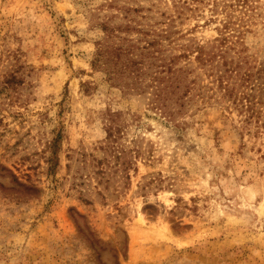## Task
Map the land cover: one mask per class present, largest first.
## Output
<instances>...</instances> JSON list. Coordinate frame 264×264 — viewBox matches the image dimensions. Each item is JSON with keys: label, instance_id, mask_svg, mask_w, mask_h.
Segmentation results:
<instances>
[{"label": "rangeland", "instance_id": "1", "mask_svg": "<svg viewBox=\"0 0 264 264\" xmlns=\"http://www.w3.org/2000/svg\"><path fill=\"white\" fill-rule=\"evenodd\" d=\"M118 1L216 56L170 121L92 69L103 0H0V264H264V0Z\"/></svg>", "mask_w": 264, "mask_h": 264}, {"label": "trees", "instance_id": "2", "mask_svg": "<svg viewBox=\"0 0 264 264\" xmlns=\"http://www.w3.org/2000/svg\"><path fill=\"white\" fill-rule=\"evenodd\" d=\"M103 7L114 8L116 12L100 15L98 12ZM143 9L142 6L122 4L118 0H103L96 9L97 14L92 13L91 16L93 25L103 32L102 37L95 43L96 51L91 67L96 71H103L107 80L117 79L126 94H142L147 88H152L148 106L159 110L164 117L173 121L184 113L187 95L191 93L195 82L188 77L192 72L189 66L191 56L198 64L205 66L216 53L202 43L178 44L177 40L183 33L176 31L169 23L165 28H154L152 18L142 14ZM220 29L214 39L224 43L227 40L224 32L234 29L230 17L224 20ZM181 59L185 61L184 65H179ZM208 70L212 72V68ZM243 76L245 81L249 74L244 73ZM227 82L223 87V98L233 96V87ZM204 96L202 100H205ZM204 102L210 103L207 100ZM248 107L253 114L254 108ZM113 120L112 118L107 124L109 142L106 149L112 152L116 160L123 159V164L129 165L131 159L128 154L112 144L117 137L115 133L120 132L119 127L113 125ZM140 155V150H135V156ZM89 234L92 232L89 231Z\"/></svg>", "mask_w": 264, "mask_h": 264}]
</instances>
